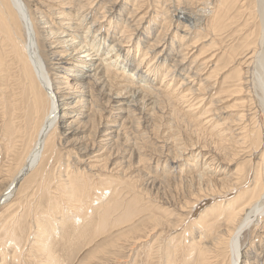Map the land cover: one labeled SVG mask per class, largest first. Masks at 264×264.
I'll return each mask as SVG.
<instances>
[{
  "label": "bare ground",
  "instance_id": "1",
  "mask_svg": "<svg viewBox=\"0 0 264 264\" xmlns=\"http://www.w3.org/2000/svg\"><path fill=\"white\" fill-rule=\"evenodd\" d=\"M70 1L71 3L66 8H59L61 10L56 12L55 18V20H67L68 23L61 21L57 24L50 20L44 12L39 11V8H34L33 12L28 13L23 0H6L4 4L0 2V85L4 84L7 78L10 80L7 83L12 85L11 91H9V93L11 92L10 102H5V107L2 106L5 109L4 111L2 108L4 111L2 113L7 114L5 116L7 117L6 124L10 125V129L7 130L9 134H4V140L9 139L8 144L10 146L7 148L8 151L6 150L8 154L12 151V146H16L14 144L16 139L23 136V126H21L20 119L25 117V122H31L34 119L30 117L31 114L42 105L47 107L42 117L39 114L41 119L37 118L40 124L37 123L39 127L34 133L31 147L28 151L27 147V153L16 168L11 170L10 176L8 173L6 174L9 178L4 181L5 185L0 190V209L6 207L13 201L14 197L20 195L17 198L18 202L8 205L9 217L1 223L0 264L25 263L27 256L23 255V248L26 242L31 245L30 249L27 250L30 253V261L33 263L64 264V257L61 255L68 250H72L74 245L69 244V242L74 238L80 242L79 245H76L78 251L74 259L79 264H87V261L95 257L98 251L104 249V238L113 229L116 231L119 229L118 241L132 239L135 244L140 243L141 237H145L142 234L144 229L146 232L148 227L152 228L153 231L158 227H165L167 223L163 224L159 217L149 214L145 216V220L140 221L141 215L147 212L144 209L142 210L143 213L136 211L138 210L136 209L131 216L128 215L127 220L120 224L113 222L110 225L109 218L113 212H110L111 210L102 212L99 209L103 205L101 203L104 200L101 201L103 195L110 190L113 191L114 186L119 182L95 183L90 177H93L92 172L95 170L107 171V173L115 172L117 176L120 175V172L129 174L133 159L137 154L136 141L139 139H136V137V141L132 143L130 135L120 131L119 127L130 124L131 117L130 127L137 132L138 127L135 128L134 125L138 121L135 122L134 117L139 116L138 119L140 120L145 117V120H141V122H145V131L148 127L155 130L156 126H152V122L156 117H171L188 126L201 123V126L207 127L206 125L209 126L210 124L211 132H215L217 138L226 137L228 131L231 130L229 125L225 129L227 134H223L224 129L217 125L213 126L211 121L213 116L218 117V114L214 112L218 110L217 105L221 103L219 97L211 98L208 104L206 103L208 106L203 105L205 108H200L201 110L199 109L200 111L198 110L196 114L192 111L197 108L191 109L194 106L199 107L203 104L204 96L214 89V79L219 77L220 71H223L222 66L225 68L224 72L233 71L226 78L227 82L229 81L228 87L226 86V90H220L221 92H219L233 98V101L236 100L231 108L240 109L249 105L247 109L251 107L252 111L253 105L257 104L255 103V99H257L258 101H256L260 104L264 113V98H262L264 93L259 95L257 90H261L256 88L258 77L261 76L256 75V73L264 65V57L260 56L258 58L257 56V54L259 55V43L261 44L260 40H262L264 33V14H261V10H264V0H213L215 5L205 11L207 12L205 14L208 15L205 17H207L209 23L207 21L208 25L206 24L204 29H200V32L205 33L203 37L210 36L208 41H211V43H209L205 52L197 50L200 53L198 52L199 54L192 57L191 64L186 66L184 78L174 89L170 87L171 84L166 80L170 74L171 77L175 72L184 70L183 60L185 56L189 55L190 50L195 49L199 39L196 37L197 39L192 43L187 40L194 25L190 23V25H184V27L182 26L184 30H181V27H176L170 43L167 42L170 30L165 31L163 26L162 29L160 28L159 36L155 40H150L148 37L150 44L146 45L145 32L151 33L150 23L147 27H142L143 16L138 17L137 15L139 6L136 4V0H132L133 4L130 6H125L124 0L119 7H116V3H112L113 0H103L102 11L98 16L94 15L99 11V8H93L94 0L89 1L88 6L82 4V1L86 0ZM37 5L41 6L39 0ZM135 6L137 7L135 8ZM1 7L5 9L6 14L3 13L4 10ZM65 9H75V14L70 13L72 10L65 12L67 15H64ZM127 10H130L128 12L129 17L124 19L123 25L121 23V28L114 29L117 30V36L116 34L109 35L111 31L113 32L111 25L116 26V23H120L123 13ZM202 10L204 11V9L199 11L202 12ZM185 13L186 10L184 12L183 9H177V14L171 13V21L174 20L179 26L183 25L181 20L187 21L191 18V13L189 18ZM36 14L39 15L41 21H44L40 24H46V26L41 27L45 29L43 30L42 40L48 46L47 51L43 53L44 58L37 50L39 43L36 40L37 31L33 24L35 17L33 19L31 17L37 16ZM88 14L94 15V22H91L83 32V24ZM42 16L45 17L44 20H42ZM162 16L165 17L163 19L165 22L167 20L166 13L162 12ZM104 18L109 21L107 29H104ZM153 19L156 20L157 17ZM63 25L66 27L64 28ZM171 25L172 23H170ZM19 26H21L23 32H21ZM18 30L22 34H19ZM221 30L235 34L237 41V46L235 48L231 47L229 52L221 51L223 52L222 55L226 57L224 60L218 58L214 54L216 51L213 49V47L218 46L216 41L219 40L215 38V35ZM178 32H180V35H178ZM92 37L94 38L92 39ZM77 38L79 40H76ZM176 38L177 41H180L179 43L175 41ZM127 39L126 45L124 41ZM96 40L97 43L93 44ZM133 40H136V42L134 43ZM162 41L163 44H160ZM101 42L102 45L108 42L109 46L105 50L106 53L102 54V59H97L93 56H97V52L101 51ZM131 42L134 44L131 45ZM121 47L126 48L121 49ZM95 49L96 52L93 51ZM118 49H121V51H118ZM168 50L174 52V54H170ZM134 51L136 53L142 51L141 58L137 60V54H134ZM150 51L156 53L154 58H148ZM208 52L214 55H205ZM246 56L248 57L247 60L242 61ZM169 60L174 61V63L171 67L170 64H165L168 69L165 75L166 80L161 85L163 88L160 86L157 88L155 86L157 81L153 76L155 70H152L151 67L157 69L164 67L162 65ZM158 63H160L159 67L156 66ZM252 66L255 70V72L253 70V73ZM12 69H14V72L11 73L10 70ZM203 69L207 71L205 74H209L204 81H200L199 78ZM148 72L153 73L148 75ZM5 94L7 95V93ZM193 98L196 103L191 104ZM185 104L186 106L182 107ZM163 107L168 108L169 113ZM184 108L185 111H183ZM244 111L241 114L239 111H236L235 114L232 113L234 114L232 115L234 117L232 122H236L233 135L238 131L235 138H232L236 139L234 143L229 141L230 137L229 140L226 137V141L218 143L214 140L211 145L219 147L221 150L212 152H215L218 156H224V158L229 156L230 149L228 148L230 147L228 146L231 145L232 147L242 148L241 146H246L251 148L252 154L261 149L262 152L259 155L258 162H255L256 166L252 168L254 171H251V182L243 183L241 181L244 174H242L243 170L240 168L233 173L234 177H231L229 181L227 179H222L221 183L213 181V177L208 173L215 160L210 156V160L204 163L206 167L201 170L197 169V173L194 172L195 174L190 175L188 182L192 183V186L193 184H199L200 189L207 185L203 189L211 193L216 192V189L210 187L221 184L223 188L220 193L221 196H218L220 194H213L214 201L212 205L206 210L205 216L202 215L203 213L201 214L203 218L206 217L205 220L199 219L201 223H194L191 220V223L195 224L198 233L189 242V245L183 246L181 243L182 245L179 247L180 244H176L175 248L178 239L172 243L169 242L170 245L165 249V256H161L164 264H220L223 255L226 256V264H250L253 259V257H250L251 254L247 253L249 250L252 251L253 245H249V249L243 248L241 236L251 225L257 226L258 223L262 225V221H264V121L259 124L254 112L247 115ZM247 111L250 112L249 109ZM255 113L257 114L256 108ZM187 117L194 119L190 120ZM119 120H121L120 123ZM28 122L27 125L30 123ZM141 122H138V124ZM201 129L194 127L193 131L195 133L193 134L200 133ZM56 131L60 132L59 138L54 135ZM155 131L157 134L158 130ZM230 136H232L231 133ZM142 139L145 138L142 137ZM57 140L60 143L63 141L67 144L63 162L58 161L63 152L60 154L61 147L59 148ZM223 144L228 148L224 147ZM209 145L205 144L200 149L206 150ZM3 146L5 145L3 144ZM194 146H197V143L190 142L188 144L191 149ZM183 150L175 149L174 152L181 157ZM217 158L219 159V157ZM195 159H197V156ZM5 160L7 162V159ZM196 163L194 160L190 165L195 167ZM56 164L58 165L56 169L59 172L55 175L53 169H55ZM103 180L105 179L103 178ZM151 181L153 184L155 179ZM182 181L180 180V182ZM249 183L251 188L246 187ZM225 185L227 187H224ZM233 187L238 189L239 194L235 198L224 200L227 199L224 196L227 193L226 191ZM207 188L209 189L207 190ZM112 191L111 194H113ZM218 197L221 198L218 199ZM134 206L136 207L135 204ZM94 208H98V210L94 211ZM120 212L122 211L120 210ZM93 214L96 218L91 221V217L94 219ZM222 222L225 226L220 227L219 225ZM194 224L193 227H195ZM89 225H93L90 230L87 228ZM125 225L129 227L122 231ZM168 226H170L168 231H172L176 227L172 222ZM192 229L188 231L189 235H186V237L196 234ZM67 243L69 245L65 247L64 244ZM145 243L144 241L143 244L146 245ZM27 248L29 247L27 246ZM167 249H170L171 252ZM8 251L11 255H6ZM148 251L152 253L153 250L149 248ZM263 252L262 250L255 257V261L258 260L261 264H264ZM157 253L159 251H156ZM152 256L153 254L147 255L148 262ZM148 262H145V264H148Z\"/></svg>",
  "mask_w": 264,
  "mask_h": 264
},
{
  "label": "rangeland",
  "instance_id": "2",
  "mask_svg": "<svg viewBox=\"0 0 264 264\" xmlns=\"http://www.w3.org/2000/svg\"><path fill=\"white\" fill-rule=\"evenodd\" d=\"M36 1L38 2V0H35V1L34 0H23V3L25 5V7L27 8L28 13L33 12L34 8L35 9L39 8V11L44 12V14L46 16L48 15L50 20H53L55 22V24L60 23L61 21L64 23H68V22H66L67 20H64V21L63 20H55V18L57 15L56 12L61 10L59 8H63V7L66 8V6H68V4L71 3L70 0H68V1L67 0H60V1L59 0H39V3L41 4V6L37 5ZM52 1H53V3H52ZM89 1H91V0L82 1V4H85L86 6H88L87 4L90 3ZM123 1L124 0H113L112 3H116V7H119L123 3ZM136 1H137L136 4H138V6H139V9L137 11L139 13L137 15H138V17L143 16V20H142L143 22L141 24L142 27L145 28L150 23L151 31H150V29H149V31L151 33H148V31L145 32V44L146 45L150 44L149 39L155 40L157 38V36H159L158 34L161 31L160 28L162 29L163 26H164L165 31L170 30L169 35H168V40H167V42L170 43V40L173 38L176 27H179V28L181 27L180 29L184 30V28H183L184 25H187V24L188 25H190V24L194 25L192 27H194L195 29L191 28L192 33H190V35L187 37V40H190L189 42L192 43L195 39L198 38L200 40V42L198 40L196 43L197 45H196L195 49L192 51L190 50L189 55L185 56V59L183 60L184 70L175 72L171 77H170V75H171L170 74L166 80L165 75L167 74L166 70H168V69L166 68L165 64H170V67H171V65H173V63H174V61L172 62V60H169V61H166L164 63V65H162L164 67L160 68L159 67L160 63L156 64V66L159 67L158 69L151 67L152 70H155L154 73L153 72L147 73L148 75H152V73L154 74L153 76H154L155 80L157 81V85H155V86L157 88L159 86L161 88H163L161 85H163L164 81L166 80V82H169V84H171L170 87L172 89H174L179 84V82L184 78L185 72L187 69L186 66L191 64L192 57H194V55L196 56L200 52H205L208 49L209 43H211V41H208V40H210V38H209L210 36H208L207 38L203 37V36H205V33L200 32V29H204V25H206L207 21H208L207 17H205V16H208L207 14H205V13H207L205 11H207V8L209 9V8H211L212 5H215V4L213 3V0H136ZM0 2L4 4V3H6V0H0ZM103 3H104L103 0H100V1L94 0L93 8H99V11L94 13V15H97V16L99 15L100 11H102ZM125 3H126L125 6H130L133 4V1L132 0H125ZM206 4H207V6H206ZM46 5H47V7H49L51 9V11H49L50 9L47 8ZM205 6H206V8H205ZM136 7L137 6H135V8ZM1 8H2V10H4L3 13L6 14L5 9H3V7H1ZM177 9L178 10L183 9L184 12L186 10V13H187V14L185 13L186 16L188 15V18L191 16V18H189L187 21L181 20L182 21L181 23L183 25H180V26L178 23H175L174 20H173V22L171 21V13L177 14ZM200 9H204V11L202 10V12H200L199 11ZM44 10H46V11H44ZM72 10L73 9H65L64 15H67L66 13L70 12ZM73 11L70 13H72L74 15L75 9ZM128 12H130V10L125 11V13H123V16L121 17L122 21L118 24L117 23L115 24L118 28L114 25H111L112 26L111 30H113V32L111 31L110 32L111 34L109 33V35H111V36L115 35L117 33V30L122 27V25H123L122 22L124 21V19L129 17ZM162 12L166 13V16H167V20H165V22L163 21V19L165 17H163L164 15L162 16ZM261 12H262L261 14L263 15L264 10H261ZM190 13H191V15L189 16ZM201 13H202V16H201ZM31 15H33V14H31ZM36 15L37 16L34 15L31 17H32V19L35 17L33 20L34 21L33 24L35 25L34 28H36V31H37L36 32V35H37L36 40H37V43H39L38 44L39 48L37 47L38 48L37 50H38V53L41 55V57L43 56V58H44L43 53L45 51H47L48 46H46L47 44L45 43V41L42 40L43 39L42 38L43 32H44L43 30H45V29H42L41 27L46 26V24H43V25L40 24L41 22H44V21L40 20L38 14H36ZM93 16L91 14H88L86 21L83 24L84 25L83 26V32L85 31V28L88 27V25L91 22H94ZM161 16H162V18H161ZM156 17H157L156 20L153 19L155 22H152L153 21L152 18H156ZM42 18H43L42 20H44L45 17L42 16ZM104 20H105L103 22V25L105 26L104 29H107L109 27V21L106 20V18H104ZM191 21H192V23H191ZM204 21H206V22H204ZM121 23H122V25H121ZM170 23H172L171 26H170ZM201 23H203V24H201ZM208 23H209V21H208ZM201 25L203 26V28ZM39 26H40V28H39ZM63 26H64V28L66 27L65 25H63ZM113 26H114V28H113ZM19 28H20V30L22 29L21 26H19ZM115 28L117 30H114ZM20 30H18L19 34L21 32H23V30H21V32H20ZM223 31L224 30H221L220 32H218L215 35L216 36L215 38L216 39L218 38L219 40L216 41L218 43V46L213 47V49L216 51L214 54H216V56H218V58H221L222 60H224L226 58L225 56L222 55L223 52H225V51L229 52V50H231L230 49L231 47L235 48L237 46L235 34H233V33L231 34V33H228L226 31L223 32ZM178 35H180V32H178ZM21 36H23V35H21ZM116 36H117V34H116ZM148 37H149V39H148ZM78 38L76 40H79ZM93 38L94 37H92V39ZM261 39H262V40H260L261 44L259 43V49H258L259 55L257 54L258 58L260 56L262 58L264 57V56H262V55H264V33H263V36ZM97 40L93 44H96ZM127 41H128V39L126 41H124L126 45H127ZM175 41H177V38L175 39ZM133 42L135 43L136 40L135 41L133 40ZM133 42H131L130 44L133 45L134 44ZM179 42L180 41H177V43H179ZM201 42H203V43H201ZM160 44H163V41ZM101 45H102V42H101ZM108 46H109L108 42L103 44L101 46V51L97 52V56H93V57H96L97 59H102V54L106 53L105 50L108 48ZM122 48H126V47H121V49ZM132 48H134V47H132ZM132 48H130V49L132 50ZM121 49H118V51H121ZM197 50H199L200 52ZM262 50H263V53L261 54ZM93 51L96 52V49ZM221 51H223V52H221ZM168 52L170 54H174V52H172L170 50H168ZM142 53H143L142 51H141V53L140 52L136 53V51H134V54H137V58H136L137 60L139 58H141ZM155 54L156 53L154 51H150V53L148 54V58L149 59L154 58ZM210 54L214 55L211 52L205 53V55H210ZM241 58H243V57H241ZM247 58L248 57L246 56L244 59H242V61H246ZM256 63H257V59H256ZM253 66H255V65H253ZM253 66H252V73L254 70ZM222 67H223V71H220L221 73L219 72L220 73L219 77L214 79L215 80L214 89L210 93H207L206 96H204L203 104H201L199 107L194 106L191 109L197 108V109L192 111V113L195 112V114H196L200 108H202V107L205 108L203 105H205L206 103L208 104V102L210 101L211 98L219 97V100L221 101V103H219L217 105L218 110H216L214 112V113L218 114V117H215V116H213V118L211 117L212 118L211 121L213 122V126L217 125V126H220V128L224 129L222 131L223 134L225 133V131H227L225 129L228 128L227 126L229 125L231 130L228 131L229 132L228 134L225 133V134H227L226 137H228V138H226V137H222L221 139L217 138L216 133L211 132V128L209 127L210 124H209V126L206 125L207 127L201 126V123L193 125V126L192 125L188 126L187 124L181 123V122H179V120L178 121L174 120L171 117H156L155 118V120L152 122V124H153L152 126H156L155 130H158L157 134H156V131L153 130L154 128H151V127H148L145 131V128H144L145 122H141V120H143V119L145 120V117H142L141 120L138 119L139 116L134 117L136 120L135 122H137V121L141 122L139 124L137 122V124L134 125L135 128L138 127V129H137L138 132L136 130H134V128L130 127L131 126L130 124L132 123L131 122L132 117L130 119V124L129 123L126 125L124 124L125 125L124 127L123 126L119 127L120 131L130 135V138L132 139L131 140L132 143H134V141H136V139H139L136 141L137 154L135 155V157L133 159L132 168H131V170H129V174L131 173L130 174L131 176L129 174H124L122 172H120V175L118 173L119 176H117V173H115V172L107 173V171L104 172V171H98V170H95L92 172L93 177L91 176L90 178L95 183H104L107 181L119 182V183H116L113 191L110 190L109 192H107L106 194L103 195V198H101V201L104 199L101 202L103 205H101V207L99 209L102 212H107V210H109V211L111 210L110 212H113L112 215L110 213V215H111L109 218V224L110 225H112L113 222H115V223L117 222L120 224L124 220H127L129 218L128 215L131 216L132 212L136 209H138L136 211L142 212V213H143L142 210L144 209V211L146 210L148 213L147 212L143 213L141 215L140 221L142 219L145 220V216H148V214H149L151 216L159 217V220L161 219L160 221L163 224L167 223L165 225V227H167V228H165V227L159 228L158 227L153 231L152 228L148 227L146 232L144 229L143 233H142L145 235V237L144 236L141 237L142 239L140 240V243L137 242L135 244H134V240H132V239H129V241H123L124 239L118 241L117 240V234H118L119 229L117 231L113 229L114 231L112 230L111 233L106 235L104 238V241H105L104 249H101L100 251H98L95 254V257L91 258L92 261L91 260L87 261V264H145V262H148L146 257H147V255L149 256V254H153V256H152L151 260L148 262V264H164V260L161 258V256L162 257L165 256V252H166L165 249L167 246L170 245V243H172L178 239V242L175 243V248L178 244H180L179 247H181L182 244H183V246H185V245L187 246L190 244L189 242H191L193 240V238L195 236H197L198 230L196 229V226L194 223H196V222L201 223V221H199V219L205 220L204 218H206V217L203 218V216H205L206 210L209 208L210 205H212V203L214 201V198H212L213 194L214 193L220 194L222 192V189H223L222 185L221 184H219V185L215 184L216 181L218 183L219 182L221 183L222 179L223 180L227 179L228 181L231 180V177H234L233 173L237 169L240 168L241 170H243L242 174H244V178L242 177L241 181L243 183L249 182V181L251 182L252 172L254 171V169H252V168H254L256 166L255 162H258V158L260 157L259 155L262 152L261 149L257 153L252 154V151H251L252 149L248 148L246 146L245 147L241 146L242 148H240V147H235V146L232 147V145H231V146H228V147H230V148H228V147L224 146V144H223L224 147L230 149L229 150L230 152H228V153H230L229 156L230 155L232 156V157L228 156L227 158L225 156V158H224V156L221 157L215 153L221 149L217 146L214 147V145L213 146L211 145V144H213L214 140H215V142L220 143L222 141H226V139L229 140L230 138L231 139L229 141L231 143H234V141L236 139H232V138H235L236 134H238L237 133L238 131L235 133V135H233L234 134L233 129L235 128L236 122H232V121H234V117H232V115H234L238 111L241 114L245 110L244 112L247 115H248V113L250 114V113L254 112V116L256 117V120L258 121L259 124H262L264 121V113L261 109L260 104L257 102L258 101L257 99H255V103H257V104L253 105L252 111H251V107L248 108L250 110V112H249V111H247L248 110L247 107H249V105L247 107L240 108V109L239 108H234V109L231 108V106L234 104V102L236 100L233 101V98L227 97V95L225 96V94L219 93V92H221L220 90H226L225 87L227 85H229V81L227 82L226 78L228 76H230L229 75L230 72H233L231 70L224 72L225 68H224V66H222ZM121 68H123V67L121 66ZM208 68H210V66H208ZM10 71L12 73V72H14V69H12ZM260 71H258L256 73V75L257 74L261 75V76H259L260 79L258 77V81L256 82V88L261 90V91L257 90V93L259 95L261 93H264V85H263L264 84V65L262 68H260ZM206 72L207 71H204V69L202 70V74L199 78L200 81H204L205 78L208 76L209 73L205 74ZM254 72H255V70H254ZM254 76H255V73H254ZM8 80L9 79L7 78L5 80V83L0 85V190L3 189V187L5 185L4 181H6L9 178V176L11 174V170L16 168L18 163L23 159V156H25V154L27 153L26 152L27 147H28L27 151L31 147V144L33 141L32 138H34V136H35L34 133H36V130L40 124L39 120L41 119L45 110H47L46 105H42L40 108L37 109V111H35L33 114L30 115V117L34 118L33 119L34 121L36 120L35 121L36 123L33 120H31V118H30L31 122L29 121L30 123L28 121L25 122V117H22L20 119L21 120V126H23V129H22L23 136H20L16 139V141L14 143L16 146L13 145L11 148L12 151L10 150L11 152H9L10 154H8L6 152V150L10 146L8 144L9 139L4 140V134L5 133L9 134V132H7V130L10 129V125L8 123L6 124L7 117H5V116H7V114L5 113L6 114L5 115L4 113H2L5 111V109L3 107H5L6 103L10 102L9 100H10V95H11L10 93L11 92L9 93V91H11L12 85L7 83ZM214 80H213V82H214ZM155 82H153V83H155ZM197 86H198V84H197ZM4 92L7 93V95ZM3 93H4V95H3ZM262 98H264V96ZM5 99H8V100L6 101ZM191 101H192L191 104L196 103V100L194 98ZM184 106H186V104L183 105L182 107H184ZM165 107H163V108H165ZM229 107L231 108V110ZM2 108L4 111L2 110ZM228 108H229V110H228ZM255 108H256L257 114L255 113ZM165 110L167 113H169V111H170L168 108H165ZM185 110L186 109L184 108L183 111H185ZM232 113H234V114H232ZM39 114L41 117L39 116ZM158 118H162V119H158ZM26 119H27V117H26ZM188 119H190V117ZM192 119H194V118H191L190 120H192ZM247 119H248V117H247ZM230 120H231V122H230ZM27 122L30 125L29 124L27 125ZM120 122H121V120H119V123ZM37 123H39V124H37ZM226 123H229V124L226 125ZM230 125H232V126H230ZM18 127H19V125H18ZM194 127L202 128L200 133L194 135L193 134V133H195L193 131ZM211 127H212V125H211ZM142 131L144 134L142 133ZM154 131H155V133H154ZM232 131H233V133H232ZM57 132L58 131H56L54 135H55V137L57 136L59 138L60 132H58V135H57ZM230 133L232 134V136H230ZM142 137L145 139H142ZM29 139H31V140H29ZM212 139H213V141H212ZM57 142H58V140H57ZM190 142L197 143V146H194V148H192V149L189 148L188 144ZM3 144L5 146H3ZM57 144H58L59 148L61 147L60 154H61V152H63L58 161L63 162L65 160L64 151L65 152L67 151L65 149L67 144H66V142L64 143L63 141L61 143L58 142ZM205 144H210V145L208 147L205 146L206 150L200 149V147H204ZM60 145H62V146H60ZM2 147H6V148L3 149ZM209 147H210V149H208ZM212 148L215 150H213ZM175 149L176 150L177 149L178 150L184 149L183 154H182L183 156L181 155V157H180L178 154H176L174 152ZM212 151H215V152L213 153ZM5 152H6V154H5ZM180 154H181V152H180ZM196 156H197V159H195ZM210 156L215 160L213 162V165H212L213 167L211 169H209L210 171L208 173L211 177H213V181H215L214 182L215 185L210 187V188L216 189V192H213V193H211L210 191L206 192V189H203L207 185H205L204 187H202L200 189L199 184H193V186H192V183L190 184L188 182L190 175L192 176L193 174L197 173L196 172L197 169L201 170V169H204L206 167L205 166L206 164H204V163H207V161L210 160L209 159ZM217 157H219V159ZM229 158H230V160H229ZM5 159H7V162ZM194 160L197 162L195 167L193 165H190L191 162H193ZM56 165L54 167L55 169H53L55 175L57 174V172H59L58 169H56V167L58 168V165L57 166ZM7 173L9 174V176L8 175L6 176ZM249 173H250V175H249ZM89 176H90V174H89ZM103 178L105 180H103ZM247 178H248V181H247ZM154 179H155V182L152 184L151 180L154 181ZM180 180H183L182 181L183 183L180 182ZM159 181H161V182H159ZM263 182H264V180H263ZM250 185L251 184L249 183V185H248L249 187L248 186H246V187L251 188ZM224 187H227V186L225 185ZM208 189L209 188H207V190ZM120 190H121V192H120ZM237 190L238 189H235L234 187L229 188L226 191L227 193H225V195H224L225 198L227 197V199H224V200H228L230 198H235L236 195L239 194V192H237ZM111 191L113 192V194H111ZM148 192H150V193H148ZM113 195H115V196H113ZM19 196L20 195L14 197V199L11 203L18 202L17 198H19ZM135 196H137V197H135ZM218 196H221V194ZM108 197H109L110 201H109ZM117 197H118V199H117ZM205 197H207V198H205ZM219 198H221V197H218V199ZM10 204H8V205H10ZM122 204H123V206H122ZM134 204L136 205V207L134 206ZM8 205H6V207H3L0 209V227L2 225L1 223L9 217ZM113 206L117 210L116 209L114 210ZM120 206H121V208H120ZM96 209L98 210V208H94L93 210L95 211ZM120 210L123 213L120 212ZM92 216L94 219H92V217H91V221L95 220V218H96L95 214H93ZM165 216H166V218H165ZM112 219H114V220H112ZM120 220H121V222H120ZM191 220L194 223H191ZM203 220H202V222H204ZM165 221H167V222H165ZM171 222L174 225H176V227L172 231H168L170 229V228L168 229V227H170L168 225H170ZM262 223H263L262 225L260 223H258L259 224V225H257L258 227L255 225H251L242 234L243 237L241 236V238H242L241 243L243 245V248L246 247L247 249H249V245H253L252 251L249 250L247 252V253L251 254L250 257H253V259L250 261V264H261V262H259L258 260L255 261V257L262 250L264 251V221H262ZM193 224L195 227H193ZM219 226L220 227L225 226L224 222H222ZM92 227H93V225H89L87 228H88V230H90V229H92ZM128 227H129L128 225H125L123 227L122 231L126 230ZM197 227H198V225H197ZM191 229L196 234L193 236L191 235L189 237H186V235H189L188 231H190ZM185 230H186V232H185ZM0 235H1V233H0ZM146 236H148V237L146 238ZM141 241H143V242H141ZM144 241L146 242L145 243L146 245L143 244ZM109 242H110V244H109ZM79 243L80 242H78L77 239H75V238L69 242V244H72L74 246H73L72 250H68V251L64 252L63 255H61L62 257H64V261H65L64 264H79L77 262V260L74 259L75 255L78 251V248L76 245H79ZM69 244L68 243L64 244V246L67 247ZM111 244H113V245H111ZM24 246L25 247L23 248V255L27 256V258H25L26 261L24 260L25 263H23V264H29V263L35 264L32 261H30V256H29L30 253L28 250L30 249L31 245H29L26 242ZM27 246L29 248H27ZM108 246H110V247H108ZM111 246H115V247L112 248ZM149 248H151L153 250L152 253H150V251H148ZM160 248H162V249H160ZM177 249H178V247H177ZM102 250L104 251L103 253H102ZM155 250L157 252L159 251V253H157L158 255L156 254ZM167 250H169V252H171L170 249H167ZM26 253H27V255H26ZM9 254L11 255L10 251H8L6 253V255H9ZM262 254H263L262 258L264 259V252ZM68 256H69V258H67ZM72 257H73V259H72ZM220 261L223 264H226V256L224 257V255H223L222 258L220 259ZM221 262H220V264H222Z\"/></svg>",
  "mask_w": 264,
  "mask_h": 264
}]
</instances>
